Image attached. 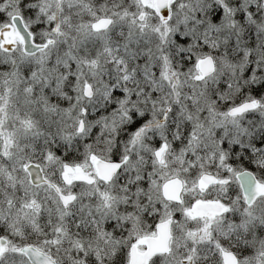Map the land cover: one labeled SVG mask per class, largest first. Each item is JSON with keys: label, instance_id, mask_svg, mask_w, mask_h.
<instances>
[{"label": "snow or ice", "instance_id": "1", "mask_svg": "<svg viewBox=\"0 0 264 264\" xmlns=\"http://www.w3.org/2000/svg\"><path fill=\"white\" fill-rule=\"evenodd\" d=\"M0 264H264V0H0Z\"/></svg>", "mask_w": 264, "mask_h": 264}]
</instances>
